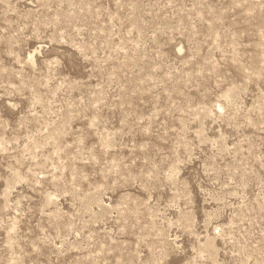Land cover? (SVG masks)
I'll return each instance as SVG.
<instances>
[{"label": "rangeland", "instance_id": "1", "mask_svg": "<svg viewBox=\"0 0 264 264\" xmlns=\"http://www.w3.org/2000/svg\"><path fill=\"white\" fill-rule=\"evenodd\" d=\"M0 264H264V0H0Z\"/></svg>", "mask_w": 264, "mask_h": 264}]
</instances>
